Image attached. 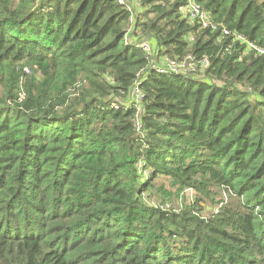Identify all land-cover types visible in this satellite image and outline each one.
I'll use <instances>...</instances> for the list:
<instances>
[{
	"label": "trees",
	"instance_id": "1",
	"mask_svg": "<svg viewBox=\"0 0 264 264\" xmlns=\"http://www.w3.org/2000/svg\"><path fill=\"white\" fill-rule=\"evenodd\" d=\"M195 1L0 0V264H264V0Z\"/></svg>",
	"mask_w": 264,
	"mask_h": 264
},
{
	"label": "built area",
	"instance_id": "2",
	"mask_svg": "<svg viewBox=\"0 0 264 264\" xmlns=\"http://www.w3.org/2000/svg\"><path fill=\"white\" fill-rule=\"evenodd\" d=\"M121 2L125 0H120ZM127 4L130 9H132V12L134 11L133 8L129 5V2L127 1ZM183 12L186 16V18L189 21L198 23L201 27H211L213 29L216 28L215 24H212L207 16V13L203 11L202 7L198 2L195 0H187V3L185 4L183 8ZM133 17V16H132ZM130 22H132V19H130ZM224 34H228L227 30H223ZM237 39L243 40L244 38L240 35H236ZM141 49L147 54L150 53L151 49L148 43H141ZM248 50L254 51L258 55L264 54V48L254 44V43H248ZM150 57L151 64L153 66L158 67L160 72H171L176 74H193L197 67H204L207 65V60L202 59L198 62H195L194 59L191 56H185L182 60H176V59H165V58H159L157 56H153L152 54Z\"/></svg>",
	"mask_w": 264,
	"mask_h": 264
},
{
	"label": "rangeland",
	"instance_id": "3",
	"mask_svg": "<svg viewBox=\"0 0 264 264\" xmlns=\"http://www.w3.org/2000/svg\"><path fill=\"white\" fill-rule=\"evenodd\" d=\"M129 5L133 6L134 4L129 3ZM165 185H167V182H165ZM182 193H183V195H182ZM182 193H180V195H179V197L177 199L176 198L174 199L173 203H174V207H176V208H180L184 203H190L191 201L194 200V195L195 194H194L193 190L187 189V190H185ZM152 194L153 195H158L157 192H154ZM207 209L209 210L210 208H207ZM206 212H209V211H206Z\"/></svg>",
	"mask_w": 264,
	"mask_h": 264
}]
</instances>
